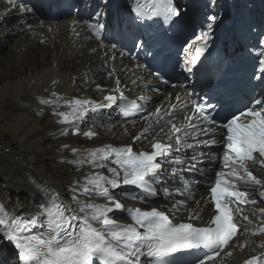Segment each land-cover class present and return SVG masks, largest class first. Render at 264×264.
Listing matches in <instances>:
<instances>
[{
    "label": "snow or ice",
    "instance_id": "1",
    "mask_svg": "<svg viewBox=\"0 0 264 264\" xmlns=\"http://www.w3.org/2000/svg\"><path fill=\"white\" fill-rule=\"evenodd\" d=\"M102 2L107 5L108 0ZM52 7H59V0H52ZM20 12L30 14L33 9L21 5ZM131 12L138 21L162 19L164 23H177L183 16L174 0H131ZM101 15L106 18L107 11L101 9L87 24L97 39L121 29L123 21L119 15L112 25H108L106 19L102 22ZM209 20L207 30L197 37L201 43L195 47V55L184 61L185 71L191 72V65H195L207 49L216 17H209ZM259 43L264 45V39ZM135 46L143 48L145 43ZM115 47L113 44L112 48ZM191 47L187 45L185 51ZM259 63L262 67L255 78L264 84V54ZM162 82L169 83L163 78ZM120 83L117 79V91ZM52 95L55 100L41 99L39 102L54 105L53 115L58 117L59 123L70 124L74 135L79 134V124L86 122L88 113L94 114L92 123H95V114L114 105L122 117L140 116L146 122L141 132L133 137L134 142L147 138L156 128L161 132L165 126L170 128L163 141L153 137L150 152H135L131 145L73 148L77 159L70 163L87 164L96 170L86 174L84 184L73 189L76 193L73 200L80 204L78 211L82 215L63 205L58 194L51 190L45 193V201L37 206L31 218L0 209V233L18 250L20 264H175L178 253L190 257L188 264H206L238 234L237 219L248 221L242 206L256 203L250 197L258 190L259 197L264 199V95L254 97L250 106L239 111L219 103H183L177 94L176 103L167 109L157 106L155 111H149L146 104L129 100L120 91L119 96L106 95L107 103L104 104L88 99H65L63 103L70 109L68 112L56 111L61 98L56 93ZM147 100L143 96L139 98L142 102ZM178 112L183 113L179 123L175 122ZM221 112L226 113L223 118H220ZM95 135L91 130L84 133L89 139ZM216 147H223L222 158L213 151ZM189 151L191 156H188ZM206 162L221 164L222 170L215 171L214 180L211 167H198ZM165 163L169 168L164 167ZM105 168L110 175L99 171ZM192 172L201 176L196 183H203L209 189L207 199L214 206L215 214L205 226L174 223L165 211L157 208L125 209L112 195L113 190L130 186L137 191L123 193L124 198L148 201L159 196L161 189L157 186L166 184V173L174 182L179 179L183 186L185 173ZM162 191L166 198H173L174 193L167 187ZM175 194L183 195L180 189ZM79 196L88 197V200L82 201ZM92 197L106 202L97 203ZM185 203L183 199L176 200L172 211H179ZM117 212L125 213L131 223L115 222L111 215ZM258 212L264 215V208ZM199 218L198 214L189 213L190 220ZM258 233H264V226L253 234ZM245 264H264V258L253 256Z\"/></svg>",
    "mask_w": 264,
    "mask_h": 264
},
{
    "label": "bare ground",
    "instance_id": "2",
    "mask_svg": "<svg viewBox=\"0 0 264 264\" xmlns=\"http://www.w3.org/2000/svg\"><path fill=\"white\" fill-rule=\"evenodd\" d=\"M21 5L32 8L33 12L21 14ZM13 35L17 37L7 54L2 55L0 65V190L9 200L2 203L0 209L10 212V206L17 202L20 208L10 213L31 218L37 206L45 201L46 188H51L59 198H65L67 208L82 215L78 211L80 204L73 200L76 194L73 189L78 184L83 185L86 174L96 170L87 164L78 166L70 163L77 159L72 149L131 145L135 152H150L153 137L163 141L170 126H165L163 132L156 128L147 138L134 142L133 137L141 132L146 122L140 117L121 119L114 105L95 114V123H92L94 114L88 113L86 122L79 124V134L74 135L70 124L59 123L58 117L53 115L54 105H44L39 101L55 100L52 94L56 93L61 98L56 111L68 112L70 109L63 103L65 99H88L104 104L107 103L104 100L106 95L119 96L123 91L129 100L146 104L149 111H155L157 106L167 109L176 103L177 94L183 103L190 104L191 99L183 87L162 88L150 70L138 67L141 64L125 54L121 55L116 47L112 48L113 44L92 39L77 14L48 20L24 1L0 0V50ZM117 79L121 82L119 91ZM141 96L148 100L139 101ZM181 120L183 113L178 112L175 122ZM89 130L96 133L91 139L84 136ZM62 132L66 134L62 135ZM213 151L218 155L219 147ZM191 155L189 151L188 156ZM204 159L207 160V156ZM209 164L202 163L198 167L208 169ZM164 167L169 168V165L165 163ZM99 171L110 175L106 168ZM185 176L182 186L179 179L174 182L166 173V184L157 186L161 189L159 196L150 201L124 198L123 193L137 191L130 186L113 190L112 195L125 209L157 208L177 222L208 223L213 209L205 188L196 183L201 176L198 172L185 173ZM163 187L174 193L173 198H166ZM177 189L183 195L175 194ZM79 199L87 201L88 197L79 196ZM92 199L97 203L106 202L102 198ZM180 199L186 201L185 205L173 212L172 205ZM190 212L200 218L190 220ZM125 217L127 215L121 212L111 215L114 221ZM258 235L264 237V233ZM245 249L241 250L239 258ZM6 252L8 256L9 253L14 255L11 261L2 256ZM15 258H19V254L14 245L4 248L1 243L0 264H18Z\"/></svg>",
    "mask_w": 264,
    "mask_h": 264
},
{
    "label": "rangeland",
    "instance_id": "3",
    "mask_svg": "<svg viewBox=\"0 0 264 264\" xmlns=\"http://www.w3.org/2000/svg\"><path fill=\"white\" fill-rule=\"evenodd\" d=\"M16 35H13L12 37L9 38V40L7 41V43L3 46V48L0 50V65L2 63V55H6L7 52L9 51L11 45L13 44L14 40L16 39ZM10 115V114H9ZM1 193V190H0ZM5 196V195H4ZM3 204L0 203V206H2ZM13 255V254H11ZM14 256V255H13Z\"/></svg>",
    "mask_w": 264,
    "mask_h": 264
}]
</instances>
